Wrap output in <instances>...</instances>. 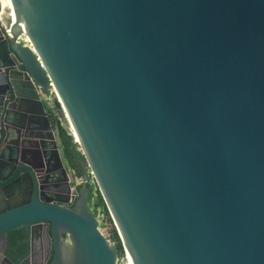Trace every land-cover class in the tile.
I'll use <instances>...</instances> for the list:
<instances>
[{
    "label": "water",
    "instance_id": "water-1",
    "mask_svg": "<svg viewBox=\"0 0 264 264\" xmlns=\"http://www.w3.org/2000/svg\"><path fill=\"white\" fill-rule=\"evenodd\" d=\"M18 227L48 264H264V0H0L4 244Z\"/></svg>",
    "mask_w": 264,
    "mask_h": 264
},
{
    "label": "trees",
    "instance_id": "trees-1",
    "mask_svg": "<svg viewBox=\"0 0 264 264\" xmlns=\"http://www.w3.org/2000/svg\"><path fill=\"white\" fill-rule=\"evenodd\" d=\"M50 122L52 129L56 133L58 145L61 149L63 158L69 164V167L74 171L75 176L80 178L82 175L81 162L84 160L83 155L77 148V143L73 141L72 136L69 134L66 126L58 116L50 115ZM89 195L87 199L88 208L95 214H98L102 219L100 226H104V222L107 221L110 225L109 228V241L116 247L118 254L123 252L121 240L117 234V231L113 225V222L109 216L106 205L95 185V182L90 178L87 184ZM73 188V187H72ZM8 235V255L13 259H20L26 255V243H25V231L24 227H18L11 229L7 232ZM66 235L62 236L65 239ZM52 252L47 261H50Z\"/></svg>",
    "mask_w": 264,
    "mask_h": 264
},
{
    "label": "crops",
    "instance_id": "crops-1",
    "mask_svg": "<svg viewBox=\"0 0 264 264\" xmlns=\"http://www.w3.org/2000/svg\"><path fill=\"white\" fill-rule=\"evenodd\" d=\"M54 131V130H53ZM54 134L56 135L55 131H54ZM68 169L71 170V168L68 166ZM39 243H35L34 242V239L32 241V244L31 246L28 248V244L26 243V255L20 259H13L12 257H10L7 253L8 251V243L7 245L4 244V236H0V252L4 249V246L6 245L5 247V250L4 252L6 253V255L16 264H47V261H48V258H49V255H50V247H48L47 252H45V254H42V244L44 243V245H48V238L46 236V230L45 229H42L40 231V235H39ZM28 249L31 250V252L29 253ZM40 257L39 261H36V259Z\"/></svg>",
    "mask_w": 264,
    "mask_h": 264
},
{
    "label": "rangeland",
    "instance_id": "rangeland-1",
    "mask_svg": "<svg viewBox=\"0 0 264 264\" xmlns=\"http://www.w3.org/2000/svg\"><path fill=\"white\" fill-rule=\"evenodd\" d=\"M44 104H45L46 109L49 111V115L51 114V116H58V117L62 120L63 124L66 126V128H67L69 134L72 136V131H71V129H70V125H69L68 121L66 120V118L64 117V115L62 114L61 110L59 109L58 111H56L55 113H53V112L50 110L49 105H48L46 102H44ZM51 109L54 110V108H51ZM50 123H51V122H50ZM72 138H74V137L72 136ZM73 141H74V139H73ZM74 142H75V141H74ZM77 145H78V144H77ZM77 148H78V150L81 152L80 147L77 146ZM86 170H87V174H88V176L91 178V176H90V171L88 170V168H86ZM68 175H69V177H70V186L73 187V188H76V187L79 185V183H80L81 180H77V181H76V179H74V177L72 176V174H68ZM79 179H80V178H79ZM39 259H40V257H38V258L36 259V261H39Z\"/></svg>",
    "mask_w": 264,
    "mask_h": 264
},
{
    "label": "built area",
    "instance_id": "built-area-1",
    "mask_svg": "<svg viewBox=\"0 0 264 264\" xmlns=\"http://www.w3.org/2000/svg\"><path fill=\"white\" fill-rule=\"evenodd\" d=\"M40 96H41L42 101H43V102H46V103L49 105L50 110H51L53 113H55L56 111L51 109V108H53V104H52V100H53V98H52V96L50 95V93L48 92V94H44V93L40 92ZM48 113H49V111H48ZM50 115H51V114H50ZM68 173H69V174H72V176L74 177V179H76V181H77V180H80L78 177L75 176V173H74V171H73L72 169L69 170Z\"/></svg>",
    "mask_w": 264,
    "mask_h": 264
},
{
    "label": "flooded vegetation",
    "instance_id": "flooded-vegetation-1",
    "mask_svg": "<svg viewBox=\"0 0 264 264\" xmlns=\"http://www.w3.org/2000/svg\"><path fill=\"white\" fill-rule=\"evenodd\" d=\"M50 116V115H49ZM67 162V161H66ZM70 178V177H69ZM70 181V180H69ZM60 185L61 186H63V187H61L62 189H64V187H65V181H62V182H60ZM72 188V187H71ZM42 229H44V228H42ZM41 229V230H42ZM39 235H40V232H39V234L38 235H36L35 236V239H34V242L35 243H39V240H40V238H39ZM0 236H2V235H0ZM65 243H66V245L68 246V247H70V245H71V241H70V239L66 236V238H65ZM48 247H49V245H44V243L42 244V254H45V252H47V250L46 249H48ZM45 251V252H44Z\"/></svg>",
    "mask_w": 264,
    "mask_h": 264
}]
</instances>
